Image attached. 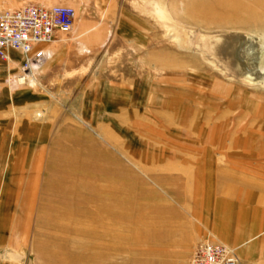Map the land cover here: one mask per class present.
I'll use <instances>...</instances> for the list:
<instances>
[{"label": "rangeland", "instance_id": "374dc122", "mask_svg": "<svg viewBox=\"0 0 264 264\" xmlns=\"http://www.w3.org/2000/svg\"><path fill=\"white\" fill-rule=\"evenodd\" d=\"M26 3L70 5L75 17L39 45L48 53L39 68L22 70L18 50L0 57V264H188L215 235L194 227L192 176L206 186L216 160L264 155V84L199 44L239 31L264 60V0H0V9Z\"/></svg>", "mask_w": 264, "mask_h": 264}, {"label": "crops", "instance_id": "0c3cea01", "mask_svg": "<svg viewBox=\"0 0 264 264\" xmlns=\"http://www.w3.org/2000/svg\"><path fill=\"white\" fill-rule=\"evenodd\" d=\"M49 50L51 58L54 51ZM9 52L16 57L13 50ZM232 146L249 148L246 144ZM192 183L200 194L188 204L201 224L194 225L196 231L206 225L219 239L237 246L242 263L264 264V155L246 149L233 151L230 161H215L214 179L206 186L198 172Z\"/></svg>", "mask_w": 264, "mask_h": 264}, {"label": "built area", "instance_id": "2783aa9c", "mask_svg": "<svg viewBox=\"0 0 264 264\" xmlns=\"http://www.w3.org/2000/svg\"><path fill=\"white\" fill-rule=\"evenodd\" d=\"M74 7L66 4L26 3L0 9V57H10V50L23 55L22 70L41 63L46 53L39 45L51 41L57 32L71 29ZM23 75V74H22ZM194 246L188 264H239L236 248L207 231Z\"/></svg>", "mask_w": 264, "mask_h": 264}, {"label": "bare ground", "instance_id": "6f19581e", "mask_svg": "<svg viewBox=\"0 0 264 264\" xmlns=\"http://www.w3.org/2000/svg\"><path fill=\"white\" fill-rule=\"evenodd\" d=\"M251 38V34L249 35L239 31L220 30L212 33L210 37L207 36L206 39L199 44V48H197L203 52L204 55L210 56L216 63H219V60L224 61L225 66L229 65L236 73L242 74L244 77L251 80V82L264 84V60L262 55H260L257 42L251 40ZM251 42L253 46L246 49ZM45 53L48 56L47 51H45ZM40 66L41 63L34 62L31 70L37 69ZM248 66L249 68H247ZM246 68L248 70H245ZM28 74V72H25L23 75H18L16 77L17 82L22 83L27 79Z\"/></svg>", "mask_w": 264, "mask_h": 264}]
</instances>
